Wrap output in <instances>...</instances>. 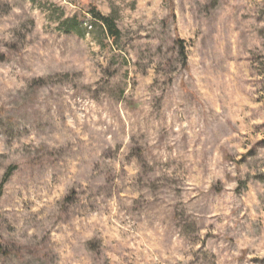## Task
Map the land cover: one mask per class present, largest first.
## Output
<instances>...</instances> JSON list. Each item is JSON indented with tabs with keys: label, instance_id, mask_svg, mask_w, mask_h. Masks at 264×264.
<instances>
[{
	"label": "rangeland",
	"instance_id": "374dc122",
	"mask_svg": "<svg viewBox=\"0 0 264 264\" xmlns=\"http://www.w3.org/2000/svg\"><path fill=\"white\" fill-rule=\"evenodd\" d=\"M10 170L0 264H264V0H0Z\"/></svg>",
	"mask_w": 264,
	"mask_h": 264
},
{
	"label": "trees",
	"instance_id": "16d2710c",
	"mask_svg": "<svg viewBox=\"0 0 264 264\" xmlns=\"http://www.w3.org/2000/svg\"><path fill=\"white\" fill-rule=\"evenodd\" d=\"M90 11L94 15V17L103 25V27L105 28L106 33H107L108 37L110 38V40L113 43H117L121 37V31L119 30L115 21L110 17L104 16L101 13H97L95 9H91ZM11 173L12 172L10 170L5 176V179H4L2 186L0 188V196H1V193L3 190V186L7 182V180L10 178ZM1 250H2V247L0 244V251Z\"/></svg>",
	"mask_w": 264,
	"mask_h": 264
}]
</instances>
